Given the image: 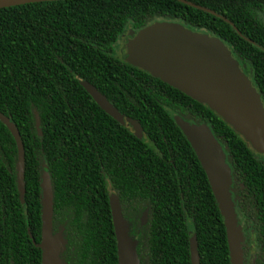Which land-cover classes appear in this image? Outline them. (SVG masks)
I'll return each instance as SVG.
<instances>
[{
	"label": "trees",
	"instance_id": "1",
	"mask_svg": "<svg viewBox=\"0 0 264 264\" xmlns=\"http://www.w3.org/2000/svg\"><path fill=\"white\" fill-rule=\"evenodd\" d=\"M157 21L227 45L264 108V0H58L0 8V114L18 133L24 184L21 202L14 140L0 122V264H40L44 171L60 264H116L110 192L138 264H190V235L198 264H228L214 198L174 116L207 127L222 147L234 213L254 234L255 264H264V156L205 105L115 53L127 29ZM78 80L136 123L142 137L109 117Z\"/></svg>",
	"mask_w": 264,
	"mask_h": 264
},
{
	"label": "water",
	"instance_id": "2",
	"mask_svg": "<svg viewBox=\"0 0 264 264\" xmlns=\"http://www.w3.org/2000/svg\"><path fill=\"white\" fill-rule=\"evenodd\" d=\"M58 0H0V8ZM120 59L128 65L153 76L191 100L205 105L236 133L255 154L264 156V108L249 78L239 70L220 40L204 33L193 32L168 21L153 22L137 30L128 29L120 38ZM79 85L92 101L135 138L142 137L138 125L123 115L94 88L82 80ZM39 135L38 121L34 119ZM174 123L187 141L209 185L225 233L228 264H241V247L234 205L229 191L230 169L220 144L205 126L195 127L174 116ZM0 122L14 140L16 148V187L22 202L23 151L17 131L0 114ZM44 176L47 177L44 178ZM40 181V264H60V238L50 234L51 193L49 178L44 171ZM48 186V198L42 196L43 183ZM108 205L115 239L116 264H138L135 241L127 235V223L122 218L116 196L108 194ZM143 214L141 223H144ZM56 241V244H54ZM190 264H198L195 241L188 237Z\"/></svg>",
	"mask_w": 264,
	"mask_h": 264
},
{
	"label": "rangeland",
	"instance_id": "3",
	"mask_svg": "<svg viewBox=\"0 0 264 264\" xmlns=\"http://www.w3.org/2000/svg\"><path fill=\"white\" fill-rule=\"evenodd\" d=\"M119 43H118V48L116 49L115 53L116 55H118V57H120V53H119ZM44 178L47 179L46 176H44ZM42 182V180H40ZM42 196L43 198H45V200L48 198V186L45 184V182L43 183L42 186ZM235 220H236V225L238 227V232H239V242H240V247L242 249V246L244 244H246V247L248 248V255H254L255 253V242H254V235L251 231L245 229L242 221L240 220L239 216L235 214ZM54 244H56V241H54ZM247 255V256H248ZM251 264V260H249L248 258H246L245 260H243V256L241 255V264Z\"/></svg>",
	"mask_w": 264,
	"mask_h": 264
},
{
	"label": "flooded vegetation",
	"instance_id": "4",
	"mask_svg": "<svg viewBox=\"0 0 264 264\" xmlns=\"http://www.w3.org/2000/svg\"><path fill=\"white\" fill-rule=\"evenodd\" d=\"M143 28V27H142ZM128 30V29H127ZM126 30V31H127ZM137 30V29H136ZM125 31V32H126ZM226 48H227V50L230 52V55H231V57L233 58V59H235L236 60V58L232 55V53H231V51H230V49L228 48V46L227 45H225L223 42H221ZM239 67V70L240 71H242L241 69H240V66H238ZM252 232V231H251ZM253 233V232H252ZM254 235V234H253ZM245 248V251L246 252H241V255L243 256V260H245L246 258H248L249 260H251V264H255V258H256V247H255V253H254V255H248V251H247V247H244ZM248 255V256H247ZM242 264H243V262H242Z\"/></svg>",
	"mask_w": 264,
	"mask_h": 264
}]
</instances>
